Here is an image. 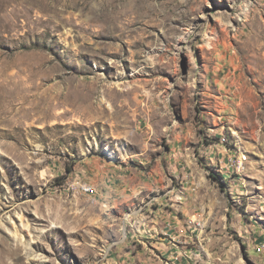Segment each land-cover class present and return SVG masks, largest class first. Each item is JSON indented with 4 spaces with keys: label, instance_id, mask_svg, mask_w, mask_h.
Masks as SVG:
<instances>
[{
    "label": "rangeland",
    "instance_id": "obj_1",
    "mask_svg": "<svg viewBox=\"0 0 264 264\" xmlns=\"http://www.w3.org/2000/svg\"><path fill=\"white\" fill-rule=\"evenodd\" d=\"M0 264H264V0H0Z\"/></svg>",
    "mask_w": 264,
    "mask_h": 264
},
{
    "label": "bare ground",
    "instance_id": "obj_2",
    "mask_svg": "<svg viewBox=\"0 0 264 264\" xmlns=\"http://www.w3.org/2000/svg\"><path fill=\"white\" fill-rule=\"evenodd\" d=\"M84 187H85V188L93 189V187H92L91 185L84 184V186H83V184H82V185H81V189H82V191L85 192V193H91V192H90V191H87L86 189H84Z\"/></svg>",
    "mask_w": 264,
    "mask_h": 264
},
{
    "label": "built area",
    "instance_id": "obj_3",
    "mask_svg": "<svg viewBox=\"0 0 264 264\" xmlns=\"http://www.w3.org/2000/svg\"><path fill=\"white\" fill-rule=\"evenodd\" d=\"M83 186H84V183H83ZM84 189H86L87 191H90V192H91V194H93V189H90V188H85V187H84Z\"/></svg>",
    "mask_w": 264,
    "mask_h": 264
}]
</instances>
